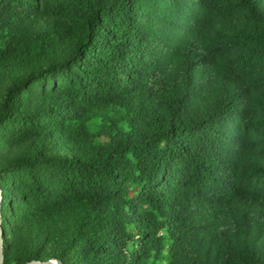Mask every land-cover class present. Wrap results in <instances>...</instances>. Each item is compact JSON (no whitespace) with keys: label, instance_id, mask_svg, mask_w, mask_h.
<instances>
[{"label":"trees","instance_id":"obj_1","mask_svg":"<svg viewBox=\"0 0 264 264\" xmlns=\"http://www.w3.org/2000/svg\"><path fill=\"white\" fill-rule=\"evenodd\" d=\"M0 184L4 264H264V0H0Z\"/></svg>","mask_w":264,"mask_h":264},{"label":"water","instance_id":"obj_2","mask_svg":"<svg viewBox=\"0 0 264 264\" xmlns=\"http://www.w3.org/2000/svg\"><path fill=\"white\" fill-rule=\"evenodd\" d=\"M2 189L0 184V264H4V258H5V242L3 237V228H2ZM28 264H62L61 261H33Z\"/></svg>","mask_w":264,"mask_h":264},{"label":"rangeland","instance_id":"obj_3","mask_svg":"<svg viewBox=\"0 0 264 264\" xmlns=\"http://www.w3.org/2000/svg\"><path fill=\"white\" fill-rule=\"evenodd\" d=\"M56 154H58V155H63V156H68V155H70V152H67V151H58V152H56ZM48 261H53V262H55L54 259H50V260H48Z\"/></svg>","mask_w":264,"mask_h":264}]
</instances>
